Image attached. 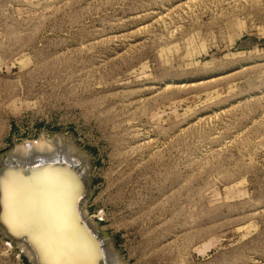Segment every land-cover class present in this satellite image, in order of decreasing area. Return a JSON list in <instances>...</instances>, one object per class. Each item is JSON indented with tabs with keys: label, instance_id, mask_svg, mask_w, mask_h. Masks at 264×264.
Segmentation results:
<instances>
[{
	"label": "rangeland",
	"instance_id": "obj_1",
	"mask_svg": "<svg viewBox=\"0 0 264 264\" xmlns=\"http://www.w3.org/2000/svg\"><path fill=\"white\" fill-rule=\"evenodd\" d=\"M57 134L120 264H264V0H0V155Z\"/></svg>",
	"mask_w": 264,
	"mask_h": 264
},
{
	"label": "bare ground",
	"instance_id": "obj_2",
	"mask_svg": "<svg viewBox=\"0 0 264 264\" xmlns=\"http://www.w3.org/2000/svg\"><path fill=\"white\" fill-rule=\"evenodd\" d=\"M0 164L9 167L0 174V226L34 264H120L87 216V158L70 139L57 134L23 155L14 149Z\"/></svg>",
	"mask_w": 264,
	"mask_h": 264
},
{
	"label": "water",
	"instance_id": "obj_3",
	"mask_svg": "<svg viewBox=\"0 0 264 264\" xmlns=\"http://www.w3.org/2000/svg\"><path fill=\"white\" fill-rule=\"evenodd\" d=\"M6 154H7V152H5V153H3V154H1L0 155V158L2 159V156L4 155V156H6ZM2 164H0V174L2 175L5 171H3V170H5V169H7V168H9V167H6L5 169H3V167L1 166ZM86 173H84V174H82L81 176H86L85 175ZM88 189H89V186H87V187H85V189H83V192H84V194H83V197H86V196H88ZM0 231L9 239V240H11L12 242H14V243H17V240L16 239H14V238H12V237H10L7 233H5L4 231H3V229L1 228V226H0ZM28 260H29V262L31 263V264H34L33 263V261H31L29 258H28Z\"/></svg>",
	"mask_w": 264,
	"mask_h": 264
}]
</instances>
